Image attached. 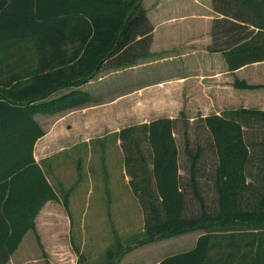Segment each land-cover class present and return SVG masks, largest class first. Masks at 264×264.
Segmentation results:
<instances>
[{
    "label": "trees",
    "instance_id": "1",
    "mask_svg": "<svg viewBox=\"0 0 264 264\" xmlns=\"http://www.w3.org/2000/svg\"><path fill=\"white\" fill-rule=\"evenodd\" d=\"M243 19L247 23L239 30L229 23L232 18L214 23L210 49L223 50L232 69L264 59V17ZM152 29L142 0H0V72L13 73L10 67L28 58L24 44L29 40L36 58L31 72L15 70L31 73L30 82H13V76L0 87V264L8 263L28 230H37L45 203L61 200L34 156L35 143L45 133L35 113L90 101L81 88L50 94L90 80L106 63L122 67L148 55ZM222 35H229L228 44L218 43ZM203 119L217 150L219 198L218 208L209 211L198 179L202 147L194 150L187 139L188 185L201 208L196 215L185 214L176 118L158 116L118 130L130 184L145 211L139 243L203 229L193 247L169 253L159 264H264V139L246 132L256 130L259 120L264 126V109L229 108ZM64 206L69 211L66 201Z\"/></svg>",
    "mask_w": 264,
    "mask_h": 264
},
{
    "label": "crops",
    "instance_id": "2",
    "mask_svg": "<svg viewBox=\"0 0 264 264\" xmlns=\"http://www.w3.org/2000/svg\"><path fill=\"white\" fill-rule=\"evenodd\" d=\"M250 1L252 8L245 0H142L153 24L150 53L138 57L133 64L100 69L90 80L78 86L60 87L50 94L54 97L81 88L90 93L89 102L66 110L35 113L45 133L35 143L34 156L52 185L55 187L42 160L69 146L90 143L119 130L121 127L115 122L131 120L128 124H132L163 115L177 118L181 113H221L242 106L264 109V85L237 84L242 80L264 84V59L232 69L223 50L210 49L217 18H232L234 22L229 23L239 30L247 23L245 16L264 17V0ZM249 28L259 27L251 24ZM229 39V35H222L218 43L226 45ZM24 45L32 52L31 40ZM35 63L36 58L32 59L30 53L24 62L10 67L13 73L0 72V87L13 76V82H30L31 73L18 74L15 70L29 68L31 72ZM54 200L49 199L41 208L37 225L39 218L53 207ZM203 232L193 237L188 236L191 232L180 235L193 239V247ZM151 244H147L151 248L144 264H159L165 255L150 254L155 249ZM126 259L122 258L119 264L127 263Z\"/></svg>",
    "mask_w": 264,
    "mask_h": 264
},
{
    "label": "rangeland",
    "instance_id": "3",
    "mask_svg": "<svg viewBox=\"0 0 264 264\" xmlns=\"http://www.w3.org/2000/svg\"><path fill=\"white\" fill-rule=\"evenodd\" d=\"M107 67L113 66L106 63L101 69ZM205 115L203 112L181 113L176 118L186 215L201 211L200 202L188 185L187 139L194 150L198 145L202 147L200 187L208 210L218 208L219 194L215 185L218 155L203 119ZM128 123L131 120L115 122V126L120 128ZM257 126L256 130L246 128L247 134L256 140L264 139L262 121L259 120ZM117 132L99 136L90 143L69 146L42 160L61 200H54L53 207L39 218L36 231H27L7 264H113L116 260L119 264L124 257H127L124 264H144L147 250L151 248L148 243L155 246L150 254L155 252L161 256L191 247L193 239L188 236L193 237L203 229L189 231L188 236L178 234L139 243L144 237L145 211L130 184L131 175L125 168L122 140Z\"/></svg>",
    "mask_w": 264,
    "mask_h": 264
}]
</instances>
